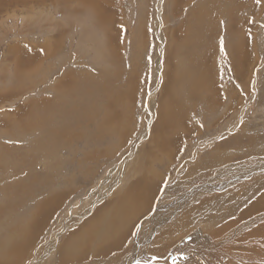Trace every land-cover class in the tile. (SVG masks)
<instances>
[{"label":"rangeland","instance_id":"1","mask_svg":"<svg viewBox=\"0 0 264 264\" xmlns=\"http://www.w3.org/2000/svg\"><path fill=\"white\" fill-rule=\"evenodd\" d=\"M107 1L113 20L94 17L78 0H0V255L7 256L6 248L22 253L3 263L118 262L131 254L137 235L146 238L152 225L145 221L154 215V223L171 220L160 232L178 231L160 236L169 251L193 240L188 231L209 233L208 254L195 246V255L178 252L169 264L193 258L212 264L214 247L223 249L228 239L221 238L232 232L243 242L229 244L224 264H264V234L251 237L264 224V0ZM169 99L176 112L170 109L167 120ZM161 120L167 130L171 121L182 122L169 136L174 146L167 140L171 162L146 154L154 132L164 137H158ZM226 175L241 179L190 196L199 210L180 215L186 206H176L187 204L181 197L187 190ZM143 182L145 193L156 191L151 204L132 224L124 222L126 237L111 244L122 215L139 208L123 204L127 191ZM105 207L99 216L118 218L115 229L93 221ZM23 228H34L27 247L14 239H23ZM85 241L89 249L81 257L75 244Z\"/></svg>","mask_w":264,"mask_h":264},{"label":"bare ground","instance_id":"2","mask_svg":"<svg viewBox=\"0 0 264 264\" xmlns=\"http://www.w3.org/2000/svg\"><path fill=\"white\" fill-rule=\"evenodd\" d=\"M42 1V0H41ZM79 1V4H82V5H84L85 7H87L88 9H90V11L93 13V15H94V17H100V18H103V19H108V20H113V19H115V15H114V12L112 11V9H111V7L112 6H114V4H112L111 2H108L107 0H78ZM11 2V1H10ZM12 2H14V1H12ZM189 2V1H188ZM179 3V2H178ZM227 3V2H226ZM181 5V4H180ZM222 5V4H221ZM216 8H217V6H216ZM110 11V12H109ZM219 11V10H218ZM225 11V10H224ZM227 11V10H226ZM215 12V11H214ZM222 13H224V12H222ZM116 14V13H115ZM118 14V13H117ZM209 17H210V15H208ZM205 17H207V16H205ZM211 18V17H210ZM210 20H212V19H210ZM186 21V20H185ZM189 21H190V19H189ZM187 22V21H186ZM230 22V21H229ZM234 22V21H233ZM202 23H203V20H202ZM201 23V24H202ZM209 23H211V22H209ZM200 24V23H199ZM244 24V23H243ZM236 25L237 26H235V28H236V30H238V24L236 23ZM196 27V26H195ZM208 28H209V26H208ZM115 29V28H114ZM117 30H118V28H117ZM202 35V34H201ZM118 44V43H117ZM118 46V45H117ZM18 49V48H17ZM176 51V50H175ZM174 51V52H175ZM164 53V52H163ZM188 62V61H187ZM207 62V61H206ZM108 63V62H107ZM208 63V62H207ZM203 64V63H202ZM206 64V63H205ZM190 69V68H189ZM87 76V75H86ZM99 76V75H98ZM107 76V75H106ZM131 76V75H130ZM207 77V76H206ZM92 78V77H91ZM89 79V78H88ZM93 79V78H92ZM197 79H198V76H197ZM84 80V79H83ZM179 80V79H178ZM83 83V82H82ZM82 86V85H81ZM204 86V85H203ZM206 86H207V88H206V90L208 91L210 88H212V81H211V78L210 79H208V82L206 83ZM85 87V86H84ZM119 88V87H118ZM182 88H183V86H182ZM106 89V88H105ZM86 90V89H85ZM73 91V90H72ZM101 91V90H100ZM128 91V90H127ZM105 92V91H104ZM116 93H117V91H116ZM119 93V92H118ZM185 93V92H184ZM120 94V93H119ZM191 94V93H190ZM208 93L206 92V95H207ZM213 95V94H212ZM218 96H220V93H219V95ZM65 98H68V97H65ZM185 98V97H184ZM198 98V97H197ZM63 99V98H62ZM59 100V99H58ZM67 100V99H66ZM114 100V99H113ZM184 100V99H183ZM217 100V99H216ZM199 101V100H198ZM59 102H60V100H59ZM171 99H169V101H167V109L164 111V114L166 115V119L167 118H171L172 117V113L171 112H169V110L171 109L172 110V112H176L175 111V109H173V107H172V105H171ZM62 103V102H61ZM231 103H233V102H230V104ZM60 104V103H59ZM50 105V104H49ZM114 105V104H113ZM235 105V104H234ZM72 106V105H71ZM53 107V106H52ZM55 107V106H54ZM107 107V106H106ZM34 108V107H33ZM49 108V107H48ZM96 108V107H95ZM53 109V108H52ZM114 109V108H113ZM50 110V109H49ZM82 110V109H81ZM164 110V109H163ZM162 110V111H163ZM181 110V109H180ZM64 111V110H63ZM98 111V110H97ZM178 111V110H177ZM182 112V111H181ZM50 113V112H49ZM48 113V114H49ZM80 113H78V115H79ZM87 115V114H86ZM123 116V115H122ZM126 116V115H125ZM174 116H175V114H174ZM183 117V116H182ZM41 118V117H40ZM51 118V117H50ZM124 118V117H123ZM126 118H127V116H126ZM176 119H178L177 117H175ZM128 119V118H127ZM19 120V119H18ZM168 120V119H167ZM32 121V120H31ZM19 122V121H18ZM124 122H126V121H124ZM172 122V121H171ZM170 122V124H173V126L169 129V130H167L164 126H163V124L165 123V121H163V120H161L160 121V123H161V126H159V127H161V130H158V137H159V133L160 134H162V136H164V137H162V138H154V135H155V132L153 133V135L152 136H150L151 137V141H150V143H149V149L147 150V152H146V154L149 156V159H151L152 157H154V158H156V157H167L169 160H170V162H171V155L170 154H166V153H168V148H169V150H170V147H169V145H168V141L167 140H169L170 141V145H172V146H174L171 142H173V139H169L170 137L169 136H173L174 135V132H175V129L177 130V127L178 126H181L182 125V122H178V121H174L173 123H171ZM32 123V122H31ZM120 123V122H119ZM127 124V123H126ZM185 124V122L183 123V125ZM30 125V124H29ZM123 125V124H122ZM69 126V125H68ZM54 127V126H53ZM58 127V126H57ZM74 127V126H73ZM125 127V126H124ZM127 128V127H126ZM178 131V130H177ZM165 132L167 133V135L165 136L164 134H165ZM168 132H170V134H168ZM69 133V132H68ZM176 134H177V132H176ZM239 136V135H238ZM253 137V136H252ZM254 138V137H253ZM68 139V138H67ZM70 140V139H69ZM258 140V139H257ZM166 141H167V143H166ZM259 144V143H258ZM142 148V147H141ZM145 148V147H144ZM178 148V147H177ZM230 148V147H229ZM105 149H107V148H105ZM155 149V150H154ZM236 149V148H235ZM42 151V150H41ZM171 151V150H170ZM229 151V150H228ZM174 153V152H173ZM232 153V152H231ZM99 154V153H98ZM213 154V153H212ZM222 154V153H221ZM221 154H220V156H221ZM210 155V154H209ZM219 156V157H220ZM222 156H223V154H222ZM92 158V157H91ZM220 158H222V157H220ZM216 159V158H215ZM223 159V158H222ZM221 159V160H222ZM152 160H153V158H152ZM161 160V159H160ZM164 160V159H163ZM217 160V159H216ZM262 160V159H261ZM89 161V160H88ZM156 160H154V162H155ZM220 160H218V162H219ZM153 162V163H154ZM184 163V162H183ZM213 163H215V161L213 162ZM260 163H262V161H260ZM259 163V164H260ZM190 164V163H189ZM249 164V163H248ZM235 165H240V163L239 164H235ZM262 165H264V164H262ZM187 166H189V165H187ZM203 166H204V164H203ZM223 166V165H222ZM246 166H247V164H246ZM245 166V169L244 170H250L249 168H247ZM184 167V166H183ZM198 167H200V166H198ZM202 167V166H201ZM264 167V166H263ZM145 168V167H144ZM177 168V167H176ZM185 168V167H184ZM222 168V167H221ZM220 168V169H221ZM250 168H251V170L252 169H255L256 168V166L255 167H253V165H251L250 166ZM148 169V168H147ZM195 170H196V168H194ZM224 168H222V170H223ZM233 169H237V167L235 166ZM155 170V169H154ZM137 171V170H136ZM135 171V172H136ZM146 171V170H145ZM150 171V170H149ZM181 171V170H180ZM191 171V170H190ZM193 171V170H192ZM208 171V170H207ZM224 171V170H223ZM250 172V171H249ZM259 172H261L260 171V169H258V172L257 173H259ZM262 172H263V170H262ZM151 173V172H150ZM219 173H221V174H224V172H219ZM240 173V172H239ZM255 173V172H254ZM144 175H146V176H153L154 174H155V172L153 171L152 173H151V175L148 173V171H146L145 173H143ZM199 174V173H198ZM142 175V174H141ZM229 175V174H228ZM228 175H226V177L228 176ZM241 175H242V173H241ZM261 175V174H260ZM220 176H222V175H220ZM219 177V176H218ZM234 177H236V176H234ZM238 177H240V176H238ZM157 178V177H156ZM232 178V177H231ZM231 178H229V180L231 181ZM243 178V177H242ZM245 178V177H244ZM212 180H213V178H211ZM236 179V178H235ZM26 180V179H25ZM24 180V181H25ZM143 180H145V179H143ZM137 181V180H136ZM141 181V180H140ZM146 181V180H145ZM217 181H220V182H217ZM217 181H214V182H210V183H207V184H205V185H202V184H200L198 187L196 186V188L194 187L192 190L191 189H189V190H187L188 192L186 193V194H182L183 196H181L182 198H184V200H182V201H186L187 202V204H179L178 206H176V207H185L182 211H180V215L181 214H183L184 216H186V214L187 215H189V213L190 212H192L193 210H196L197 208H196V204H189V202H188V200H189V198H190V196H192V195H194V194H196V195H198V196H202L205 192H207V191H216L217 189L216 188H221V187H224L225 185H229V183H230V185L232 186L233 184H238L237 182H234L235 180H233L232 182H230V181H228V180H226V179H224V178H221V179H219V180H217ZM147 182V181H146ZM146 184V183H145ZM145 184H144V182L142 183V185L140 186V188L141 189H139V186H138V184H132V186H131V190L128 192L127 191V193H126V195H125V200H124V203L123 202H121V203H123V204H125L126 206H128V207H135V206H139V208H137L136 209V207H135V209L134 210H136V212L134 213V215L132 214V213H125V215H122V222L119 224V222H118V218H116L114 215L113 216H111V215H109V217H107V220L105 219V218H103L102 219V217L101 216H99L100 214H102L103 216L105 215L104 213L106 212V209H107V207H105V208H103L101 211H99V213L96 215L95 214V216H96V218L93 220V221H95L96 219H98V220H102V222H106V221H108L107 222V224H109V225H111L110 227H111V229H115V224H119V227H118V225H117V227H118V230H116V232L118 233L117 235H116V237H114V241H112L111 242V244H118L119 243V238H120V240L121 241H123L124 240V237H126V231H124L126 228L125 227H127L128 225L126 224H124V222L125 223H127L128 221L132 224L133 222H134V220L136 219V217L137 216H139V214H141L143 211H144V209H140V208H148L149 207V205L151 204V199H153L152 198V195H154L155 193H156V191L155 190H153L152 189V191L150 192V190L149 191H147L146 193L144 192V187H145ZM143 185H144V187H143ZM147 186V185H146ZM240 186V185H239ZM177 188V187H176ZM225 188V187H224ZM146 189H147V187H146ZM127 190V189H126ZM129 190V189H128ZM2 192H3V190H2ZM7 192V191H6ZM13 191H11V193H12ZM221 192V191H220ZM236 192V191H235ZM214 192H212V194H213ZM10 196H12L10 193H8ZM19 194V193H18ZM181 194V193H180ZM222 194V193H221ZM21 195V194H20ZM215 195V194H214ZM210 196V195H209ZM12 198V197H11ZM62 198V197H61ZM192 199V198H191ZM205 199H207V198H205ZM35 200V199H34ZM60 200V199H59ZM115 200H117V199H115ZM121 200H122V198H121ZM181 200V199H180ZM201 200H203V199H201ZM192 201V200H191ZM206 202V201H205ZM260 202L262 203V204H264V198L262 197L261 199H260ZM192 203V202H191ZM198 203V202H197ZM207 203V202H206ZM43 204H44V202H43ZM52 204V203H51ZM118 204V203H117ZM116 204V205H117ZM198 204H200V203H198ZM111 205V204H110ZM109 205V206H110ZM159 205H161V206H159L158 207V209H160L161 211L163 210V206H162V204H160L159 203ZM207 205V204H206ZM205 205V206H206ZM112 206V205H111ZM110 206V207H111ZM202 206V205H201ZM39 207V206H38ZM157 207V206H156ZM42 208V211H43V207H41ZM119 208V210H120V207L118 206L117 207V209ZM203 208H204V206H203ZM207 209H208V207H206ZM52 209H53V207H52ZM140 209V210H139ZM207 209H205L206 210V212L208 211ZM36 210V209H35ZM126 210V209H125ZM139 210V211H138ZM172 210H174V213H175V208H172ZM177 210V209H176ZM197 210H199V209H197ZM196 210V211H197ZM202 211L200 212V213H202L203 212V209H201ZM37 211H38V208H37ZM36 212V211H35ZM93 213H95V212H93ZM93 213H90V214H93ZM168 213V212H167ZM173 213V214H174ZM210 213V212H209ZM87 214V213H86ZM170 214V213H169ZM194 214V213H193ZM117 215V214H116ZM179 214H177V216H180ZM195 215V214H194ZM202 215H204V214H202ZM36 216V215H35ZM90 216V215H89ZM92 216V215H91ZM151 216H153L152 217V220H149V219H147L145 222L149 225L150 223H151V225H152V227L151 228H148L147 230V232H148V234H145L146 235V238H144V239H142V235H141V233H140V235H137V237L135 238V240H134V247L132 246V251H131V254L130 255H124L123 257H122V259H120V261H118L117 262V260H114V261H112L110 264H169V261H168V257H172L173 259H175L177 256H179V254L182 252V251H184V250H186L185 252H189V254H191V253H193L194 252V247L196 246L197 248H199L200 250H203L204 251V253H206V254H208V252H209V249L211 248V245H210V237H209V233L207 232V233H201V232H197V230L195 231V229L193 230V231H188V233H190L189 235H192L193 237H192V239L193 240H191L190 242H187V243H180V244H178L177 245V249H178V252H180V253H177L176 251H169V247H170V244L167 242V243H164V244H166V245H164L163 243H162V241H160L161 240V238L162 239H164V238H167L168 236H172V235H174V234H176L177 232H172L171 230L169 231V233H171V234H168V233H166L165 231H162V232H160V230H162L163 228H165V226L166 225H164V222H171V220H168L169 218L168 217H166V219L165 218H161L160 219V221H157V222H155L154 223V220H155V218L157 217V216H154V215H151ZM164 216V215H163ZM195 216H197V214L195 215ZM211 216V215H210ZM201 217H203V216H201ZM41 218V217H40ZM150 218V217H149ZM175 218H177V217H175ZM206 218V217H205ZM211 218V217H210ZM257 218H260V216H256V219ZM261 218H262V220H263V218H264V214L261 216ZM261 218H260V220H261ZM184 219H185V217H184ZM207 219V218H206ZM177 220V219H176ZM202 219H200V221H201ZM208 220H210V219H208ZM233 220V219H232ZM235 220V219H234ZM44 221V220H43ZM46 221V220H45ZM193 221V220H192ZM203 221H205V220H203ZM236 221V220H235ZM82 222V221H81ZM184 222H185V220H184ZM209 222V221H208ZM208 222H206V223H208ZM234 222V221H233ZM38 223H40V222H38ZM166 223V224H167ZM255 223V220H254V222H253V224ZM259 222H257V223H255V224H258ZM263 223V222H262ZM106 224V225H107ZM124 224V225H123ZM194 224V223H193ZM205 224V223H204ZM254 224V225H255ZM35 225H37V224H35ZM86 225V224H85ZM88 225H91V224H88ZM105 225V226H106ZM155 225V226H154ZM176 225V224H175ZM178 225V224H177ZM176 225V226H177ZM252 226V227H254L255 228V226ZM124 227V229H123V227ZM145 226V225H144ZM179 226V225H178ZM78 227V226H77ZM109 227V228H110ZM121 227H122V230H121ZM173 227V226H172ZM186 227V226H185ZM190 227V226H189ZM188 227V228H189ZM224 227V226H223ZM14 228H15V226H14ZM83 228H85V227H83ZM108 228V227H107ZM146 228V227H145ZM187 228V227H186ZM187 228V229H188ZM249 228V227H248ZM86 229V228H85ZM84 229V230H85ZM104 229V228H103ZM180 229V228H179ZM184 229V228H183ZM186 229V230H187ZM199 229H201V228H199ZM198 229V230H199ZM224 229V228H223ZM246 229V228H245ZM33 230H34V228H33ZM33 230L32 229H30V228H23V229H20L19 230V233H21V235H22V237H23V239L21 238V239H16V238H14L15 237V235H14V237H13V234H10V235H8V241H9V238H14L15 240H17V242L19 243V245L22 247L23 246V242L25 241V247H27V245L28 244H26V241L27 240H29L30 239V237H31V232L33 233ZM80 230H81V228H80ZM80 230H78V231H80ZM105 230V229H104ZM151 230V231H150ZM83 231V230H82ZM176 231V230H175ZM205 231H207V230H205ZM221 231H223V230H221ZM232 231V230H231ZM68 232V231H67ZM77 232V231H76ZM84 232V231H83ZM112 232V231H111ZM120 232V233H119ZM146 232V233H147ZM163 232H165L164 234H162V235H160V233H163ZM254 232L255 233H253L252 232V234H251V237L252 238H256V236H259L258 234H260V236H261V234H264V224L263 225H261V227H259V228H257V229H255L254 230ZM87 233L89 234V231L87 230ZM179 233H181L180 231H179ZM233 233V232H232ZM232 233H229V234H227V235H225L224 237H222L221 238V241L222 240H224V239H228L227 240V244L226 245H223V246H225V247H222L223 249H221L220 248V251H218V248H219V246L217 245L216 247H214V249H217V251L215 252V253H212L213 254V256H212V264H224L225 262H227V261H229L230 259H231V257H230V254H229V251L227 250L228 249V246H230L229 244H231V242H233L234 243V246H238V244L240 243V242H243V240H242V237L240 236V232H237V233H233L234 235H232ZM16 234H17V232H16ZM85 234H86V232H85ZM87 234V235H88ZM123 234H125L124 235V237H123ZM218 234V233H217ZM144 235V234H143ZM187 234H180L179 236H182L181 238L182 239H184V236H186ZM17 236V235H16ZM76 236V235H75ZM89 236V235H88ZM94 236V235H93ZM115 236V235H114ZM160 236H161V238H160ZM208 236V238L209 239H207L206 237ZM230 236H233V237H230ZM260 236H259V238H260ZM263 236V235H262ZM70 237H72L71 235H70ZM70 237H69V239H70ZM91 237V236H90ZM89 237V238H90ZM96 237V236H95ZM110 237V236H109ZM200 237H203L204 239H203V242H201V241H199V238ZM3 238V237H2ZM76 238H78V237H76ZM79 238L81 239V236H79ZM97 238V237H96ZM180 238V237H179ZM216 238V237H215ZM27 239V240H26ZM87 239V238H86ZM106 239V238H105ZM176 239H178V237L176 238ZM182 239H181V241L180 242H182ZM246 239V238H245ZM258 239V238H257ZM60 240V239H59ZM84 240V239H83ZM91 240V239H90ZM97 240V239H96ZM215 240V239H214ZM255 240V239H254ZM79 241V240H78ZM77 241V239H76V242H78ZM99 241V240H98ZM259 241H260V239H259ZM10 242H12V240L10 241ZM87 241H85V243H86ZM92 242V241H91ZM102 242V241H101ZM108 241H106V243H107ZM166 242V241H165ZM184 242V241H183ZM186 242V241H185ZM2 243V242H1ZM6 243V242H5ZM14 243H16V242H14ZM70 243H74V241H72V242H70ZM81 243V242H80ZM83 243V242H82ZM161 243L163 244V245H161ZM77 244H78V246H77ZM88 243H86L84 246H80V244L79 243H76L75 245L77 246V247H75L76 249H77V252H79V256H84L85 254H86V251H88V249H89V244L87 245ZM95 244V243H94ZM194 244V245H193ZM17 245V244H16ZM101 245H104V243L102 244L101 243ZM121 245V244H120ZM176 245V242L174 243V246ZM98 246H100V245H98ZM114 247L116 246V245H113ZM125 246V245H124ZM232 246V245H231ZM10 247V246H9ZM24 247V248H25ZM82 247V248H81ZM110 247H111V245L110 246H108L105 250H104V253L105 254H108L109 253V251H110ZM123 247V246H122ZM129 247H130V245H129ZM105 247L103 246V248L102 249H104ZM149 248H152V249H150L151 251L150 252H145V250H147V249H149ZM238 248L239 247H236V248H234V250L235 251H238ZM7 249V251H9L8 253H7V256L6 257H8V256H11V255H14V254H16L17 253V256H19V257H21L20 256V254H22L21 252H19L18 250H15L14 248H10V249H8V248H6ZM18 249H19V246H18ZM63 249V248H62ZM97 249H98V247H97ZM213 249V248H212ZM98 250H101V247L98 249ZM233 250V249H232ZM262 250V249H261ZM85 251V252H84ZM91 251V250H90ZM122 251H123V249H122ZM231 252V251H230ZM253 252V250H251V253ZM103 253V254H104ZM195 253V252H194ZM191 254V255H195V254ZM67 254L70 256V253H68L67 252V250L65 251V252H61L60 251V256L62 255V257H61V260L63 261V262H65V260H66V256H67ZM75 255H77V253H74ZM202 253L200 252V255H201ZM205 254V255H206ZM159 255H161L160 257H159ZM183 255V254H182ZM199 255V256H200ZM74 256V255H73ZM78 256V255H77ZM140 256H143V257H140ZM181 256V255H180ZM179 256V257H180ZM6 257H4V256H1L0 255V264H5V263H3V261H5V258ZM175 257V258H174ZM202 257V256H201ZM208 257V256H207ZM190 258V257H189ZM188 258V259H189ZM196 258H197V256H196ZM107 259V258H106ZM111 259V258H110ZM114 259V258H113ZM208 259H210L209 257H208ZM108 260V259H107ZM106 260V261H107ZM179 260V259H178ZM186 260V259H185ZM198 260V259H197ZM197 260H195L194 258L193 259H191V260H189V261H181L180 263H178V264H187V262H188V264H195V263H197ZM203 260V259H202ZM174 261V260H173ZM175 261H177V260H175ZM200 261H201V259H200ZM233 261V260H232ZM236 261V260H235ZM21 262V261H20ZM96 262H98V261H96ZM95 262V263H96ZM108 262H110V261H108ZM237 262V261H236ZM100 263H102V264H104V262H101L100 261ZM171 263V262H170ZM176 263V262H175ZM200 263V262H199ZM198 263V264H199ZM202 263L203 264H209L210 262H208V261H202ZM14 264V263H13ZM174 264V263H173Z\"/></svg>","mask_w":264,"mask_h":264},{"label":"crops","instance_id":"3","mask_svg":"<svg viewBox=\"0 0 264 264\" xmlns=\"http://www.w3.org/2000/svg\"><path fill=\"white\" fill-rule=\"evenodd\" d=\"M225 179H228L227 177H225ZM241 178L239 177V178H237L236 177V179H235V181L234 182H237L238 183V180H240ZM257 216H260V215H257ZM178 253V252H177Z\"/></svg>","mask_w":264,"mask_h":264}]
</instances>
